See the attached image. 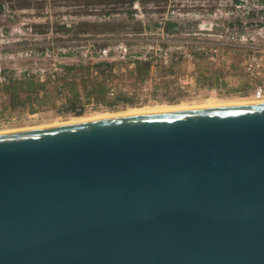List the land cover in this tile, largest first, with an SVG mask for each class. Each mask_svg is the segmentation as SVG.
Instances as JSON below:
<instances>
[{"label": "water", "instance_id": "water-1", "mask_svg": "<svg viewBox=\"0 0 264 264\" xmlns=\"http://www.w3.org/2000/svg\"><path fill=\"white\" fill-rule=\"evenodd\" d=\"M0 264H264V103L0 134Z\"/></svg>", "mask_w": 264, "mask_h": 264}, {"label": "rangeland", "instance_id": "rangeland-1", "mask_svg": "<svg viewBox=\"0 0 264 264\" xmlns=\"http://www.w3.org/2000/svg\"><path fill=\"white\" fill-rule=\"evenodd\" d=\"M222 1L0 0L14 15L0 18V133L130 109L259 103L226 43Z\"/></svg>", "mask_w": 264, "mask_h": 264}, {"label": "built area", "instance_id": "built-area-1", "mask_svg": "<svg viewBox=\"0 0 264 264\" xmlns=\"http://www.w3.org/2000/svg\"><path fill=\"white\" fill-rule=\"evenodd\" d=\"M222 4L228 7L226 43L240 52L241 67L251 86L249 98L264 101V0H223ZM0 18L2 22L14 19L3 3ZM4 43L5 31L0 28V46Z\"/></svg>", "mask_w": 264, "mask_h": 264}, {"label": "bare ground", "instance_id": "bare-ground-1", "mask_svg": "<svg viewBox=\"0 0 264 264\" xmlns=\"http://www.w3.org/2000/svg\"><path fill=\"white\" fill-rule=\"evenodd\" d=\"M246 99V98H245ZM212 100V99H211ZM214 100H212L211 102H208L209 104H204L203 107L200 108H190V107H185V106H181V105H176V106H171V107H155V108H149V109H130L126 112H124L123 114L121 113L120 116H130V115H139V114H152V113H160V112H168V111H180V110H190V109H202V108H209V107H227V106H237V105H247V104H259V103H264V101H261L259 103H251V102H236V103H230V102H220V103H216L213 102ZM247 101V100H246ZM116 115V114H114ZM104 116H97L98 118H84V117H80V118H76L73 120H68L67 122L61 124V125H53V126H44L46 127H54V126H62V125H68V124H76V123H82V122H87V121H93V120H98V119H104V118H110V117H118V116H112V115H105ZM75 118V117H74ZM44 127H39V128H33V129H40V128H44ZM32 130V129H29ZM17 131H21V130H17ZM10 132H14V131H10ZM5 133H9V132H5ZM0 134H4V133H0Z\"/></svg>", "mask_w": 264, "mask_h": 264}, {"label": "trees", "instance_id": "trees-1", "mask_svg": "<svg viewBox=\"0 0 264 264\" xmlns=\"http://www.w3.org/2000/svg\"><path fill=\"white\" fill-rule=\"evenodd\" d=\"M176 24L175 23H168V26H171V27H173V26H175ZM143 63V62H142ZM135 64V66L136 65H140V61L139 62H135L134 63ZM144 65L143 66H145V67H147L148 66V64L145 62V63H143ZM107 66V65H106ZM107 67H109V65L107 66Z\"/></svg>", "mask_w": 264, "mask_h": 264}]
</instances>
